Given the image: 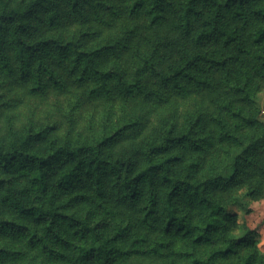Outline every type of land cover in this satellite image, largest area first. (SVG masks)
<instances>
[{
  "label": "trees",
  "instance_id": "16d2710c",
  "mask_svg": "<svg viewBox=\"0 0 264 264\" xmlns=\"http://www.w3.org/2000/svg\"><path fill=\"white\" fill-rule=\"evenodd\" d=\"M261 88L264 0H0V264H264Z\"/></svg>",
  "mask_w": 264,
  "mask_h": 264
},
{
  "label": "rangeland",
  "instance_id": "374dc122",
  "mask_svg": "<svg viewBox=\"0 0 264 264\" xmlns=\"http://www.w3.org/2000/svg\"><path fill=\"white\" fill-rule=\"evenodd\" d=\"M257 103L260 109L259 118L264 121V88L259 89L256 92ZM192 105V100H182L179 99L176 104L172 101L165 109L161 110L158 115H168L171 113L184 114ZM210 105V104H209ZM93 107L95 105L92 104ZM155 118V117H154ZM264 197L251 200L249 207L251 211L249 213H244L243 209L239 207H231L233 214L237 216V223L246 222L247 226L252 230V235L256 241V246L258 250L264 254V244H260L259 241L264 240ZM238 232H240L238 228ZM177 260L175 263H179ZM129 264H169L166 257L158 258L154 256L144 255L137 257L136 260H132ZM231 264V263H230Z\"/></svg>",
  "mask_w": 264,
  "mask_h": 264
},
{
  "label": "clouds",
  "instance_id": "9594fccd",
  "mask_svg": "<svg viewBox=\"0 0 264 264\" xmlns=\"http://www.w3.org/2000/svg\"><path fill=\"white\" fill-rule=\"evenodd\" d=\"M262 199H264V198H262ZM259 243L260 244H264V240L259 241Z\"/></svg>",
  "mask_w": 264,
  "mask_h": 264
}]
</instances>
